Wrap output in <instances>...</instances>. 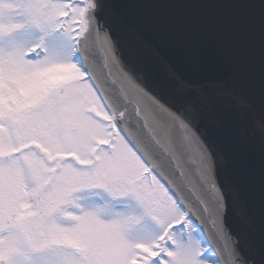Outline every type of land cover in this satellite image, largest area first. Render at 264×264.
Returning a JSON list of instances; mask_svg holds the SVG:
<instances>
[{
    "label": "snow or ice",
    "instance_id": "obj_1",
    "mask_svg": "<svg viewBox=\"0 0 264 264\" xmlns=\"http://www.w3.org/2000/svg\"><path fill=\"white\" fill-rule=\"evenodd\" d=\"M129 6L181 5L0 0V264H264V0L207 5L244 19L258 55L221 78L166 64L171 94L125 59ZM210 127L255 165L229 174Z\"/></svg>",
    "mask_w": 264,
    "mask_h": 264
},
{
    "label": "water",
    "instance_id": "obj_2",
    "mask_svg": "<svg viewBox=\"0 0 264 264\" xmlns=\"http://www.w3.org/2000/svg\"><path fill=\"white\" fill-rule=\"evenodd\" d=\"M222 2L178 0L181 6L161 9L151 15L140 8L125 7L123 21L117 28L126 61L135 70L147 72L161 86L158 90L162 94L172 92L166 64L188 79L221 78L230 55L252 50L258 55L259 49L258 33L250 36L247 22L237 13L224 7L207 6ZM219 117L227 120L229 114L221 112ZM209 134L228 156L229 174L241 176L245 165H255L256 161L240 143L237 131L210 127ZM256 208L259 214L258 196Z\"/></svg>",
    "mask_w": 264,
    "mask_h": 264
}]
</instances>
